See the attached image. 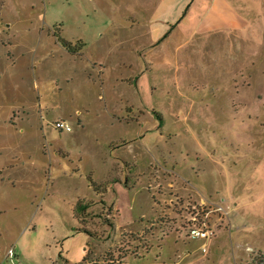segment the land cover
Returning a JSON list of instances; mask_svg holds the SVG:
<instances>
[{
    "label": "rangeland",
    "instance_id": "1",
    "mask_svg": "<svg viewBox=\"0 0 264 264\" xmlns=\"http://www.w3.org/2000/svg\"><path fill=\"white\" fill-rule=\"evenodd\" d=\"M152 23L175 31L133 61L150 127L126 177L78 118L125 102L129 68L109 60L101 87L62 45ZM87 262L264 264V0H0V264Z\"/></svg>",
    "mask_w": 264,
    "mask_h": 264
},
{
    "label": "crops",
    "instance_id": "2",
    "mask_svg": "<svg viewBox=\"0 0 264 264\" xmlns=\"http://www.w3.org/2000/svg\"><path fill=\"white\" fill-rule=\"evenodd\" d=\"M188 0H183L184 5ZM158 14L154 16L156 18ZM167 25H164V28ZM152 29H102L101 35H117L125 34L131 35L136 31L138 34L145 30L146 39L137 38L135 45L134 42L130 43L126 39L116 38L115 43L108 44L107 46L103 44H94L90 45L86 40L79 39L78 43H72V41L67 40L66 45H62V51L65 52V55L68 62L73 60H80L86 66V68H92L98 79V84L101 83V87L104 85L105 78L103 76L106 74L105 69L110 65L112 58H115L119 61L120 66L126 65L129 69H125L124 77L121 79L122 82H125L127 85V95L125 96V102L121 99L120 102L114 100L113 94H111L110 102L113 103L110 108L108 107H99L94 108L93 112L88 110L87 112L81 113L79 115V122L82 124L85 123H94L96 122V117L99 119L98 125L100 129L104 128L106 134L102 137L97 138L99 143L100 154L105 161L113 164V160L117 165L116 169L118 172H121L123 176H130L132 174V165L138 160L136 158L138 154L133 150V146L139 144V148L145 151L144 140H145V131H149L150 124L145 121V110H148L146 97L148 95L146 89L143 90L141 86L143 76L146 75L145 71L136 76L132 68L134 66L133 61L142 66L144 64L151 65V52L158 48L163 39L169 37L172 32L175 31L174 28L164 29L161 28L158 23L151 24ZM169 30V31H168ZM152 34V39L151 35ZM66 41V40H65ZM150 41V42H149ZM136 47V49L134 48ZM128 51H123V50ZM118 50L119 52H115ZM64 55V54H63ZM109 82H111L109 80ZM96 86V82H94ZM102 97V95H99ZM118 97H115L117 99ZM113 100V101H111ZM136 116H132V114ZM123 150H126L123 153ZM122 151V153H121ZM120 153V154H119ZM137 154V155H136ZM136 155V156H135ZM107 156L110 157L109 161ZM133 158L135 161L133 163ZM104 162V163H107ZM124 164V166L122 165ZM115 167L112 166V171H116ZM59 255V254H58ZM85 264V263H84ZM87 264H92L87 262ZM95 264V263H94ZM100 264V263H98Z\"/></svg>",
    "mask_w": 264,
    "mask_h": 264
},
{
    "label": "built area",
    "instance_id": "3",
    "mask_svg": "<svg viewBox=\"0 0 264 264\" xmlns=\"http://www.w3.org/2000/svg\"><path fill=\"white\" fill-rule=\"evenodd\" d=\"M55 127L66 131L71 130V126L68 123L62 121L55 122ZM220 210H222V207ZM191 220L192 225H190L189 234L204 241L201 245V249L203 252H205L207 248V242L215 236V229L213 225L208 223L206 220L199 223L197 215H193ZM11 252L12 250H10V253Z\"/></svg>",
    "mask_w": 264,
    "mask_h": 264
},
{
    "label": "trees",
    "instance_id": "4",
    "mask_svg": "<svg viewBox=\"0 0 264 264\" xmlns=\"http://www.w3.org/2000/svg\"><path fill=\"white\" fill-rule=\"evenodd\" d=\"M68 47H69V45L67 44V42L65 43ZM86 260V259H85ZM84 264V263H83Z\"/></svg>",
    "mask_w": 264,
    "mask_h": 264
}]
</instances>
